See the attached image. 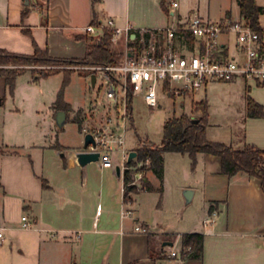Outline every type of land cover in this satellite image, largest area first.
I'll use <instances>...</instances> for the list:
<instances>
[{
  "label": "crops",
  "instance_id": "crops-1",
  "mask_svg": "<svg viewBox=\"0 0 264 264\" xmlns=\"http://www.w3.org/2000/svg\"><path fill=\"white\" fill-rule=\"evenodd\" d=\"M170 1L29 0L25 4V0H0V48L18 54L31 53L26 41L20 45L25 33L30 34V27L37 26L21 19L22 12L27 13L29 8L34 10L31 19L38 20L40 26L53 28L54 35L61 38V48L49 53L57 58L84 56L87 37L102 34L100 30L84 31V26L95 18H113L118 26H164L173 17L184 19L194 12L210 19L240 17L236 0L219 3L211 14V0H176L175 10L169 7ZM255 3L264 8V0ZM232 5L238 11L235 17L231 14ZM258 25L264 30V12L258 16ZM220 41L224 52L237 54L234 36L222 34ZM114 46L125 51L124 36L112 42ZM24 73L29 74L28 82L32 84L43 79L34 80L28 70ZM223 85L224 89L238 92L234 118L228 125L209 121L206 138L234 148L249 143L264 151V117L247 116L245 102L247 93L264 109V84L237 77ZM203 88L208 102L207 86ZM6 90L0 75V227H4L0 264H264V193L257 177L243 171L231 176L223 174L219 156L211 153H197L191 168L187 154L165 152L162 179L148 169L143 184L152 189H142L131 196L134 215L121 217L123 173L116 174L118 159L113 158L112 167H101L97 161L80 166L74 155L82 150L80 145H41L30 124H16L8 129ZM77 110H81L82 118L89 115L90 120H96L98 126L114 122L105 101L90 102L71 112ZM100 113L104 114L103 120ZM226 119L225 116L222 121ZM167 158L174 167L182 169L181 173L177 171L173 187L167 176ZM168 184L173 196H166ZM159 186L162 190L156 193L161 196L155 193ZM187 188L192 195L185 205L183 191ZM188 205L192 208L179 220L168 215L172 209L175 213L186 211ZM23 214H27L35 229L20 228ZM136 224L146 226L149 232H135ZM172 225L178 230H172ZM184 233L203 235L199 258L185 253L173 258L168 253L166 258L152 255L151 251L163 249L165 241L180 249Z\"/></svg>",
  "mask_w": 264,
  "mask_h": 264
},
{
  "label": "built area",
  "instance_id": "built-area-1",
  "mask_svg": "<svg viewBox=\"0 0 264 264\" xmlns=\"http://www.w3.org/2000/svg\"><path fill=\"white\" fill-rule=\"evenodd\" d=\"M169 7L175 10L178 2L171 0ZM103 29L111 30L112 42L124 36L126 49L114 65L91 66L96 78L100 76L105 86V102L112 111L114 122L110 126H83L85 134L90 133L93 138V143H88L85 150L98 152L97 162L101 167H112V155L118 154L120 172L126 169L124 175L129 176L122 186L120 215L132 217L131 196L135 190L143 189L150 161L149 158H133L131 164L127 163L129 151L124 146V132L131 118L128 96L140 94L145 105L153 108L157 106L158 90L169 96L193 94L209 82H227L237 77L264 84V30L253 29L242 17L225 15L221 19H210L198 12L184 19L173 17L164 26H118L113 18H95L93 23L84 26V31L89 33ZM187 34L194 38L192 46L185 37ZM222 34L234 36L237 54L224 52L225 47L220 41ZM87 117L90 116L83 117L84 120ZM126 186H132L133 190L124 196ZM20 228L35 229L27 214L21 216ZM3 231L4 227H0V238ZM134 231L148 233L149 229L136 224ZM189 249H171L168 257H177Z\"/></svg>",
  "mask_w": 264,
  "mask_h": 264
},
{
  "label": "rangeland",
  "instance_id": "rangeland-1",
  "mask_svg": "<svg viewBox=\"0 0 264 264\" xmlns=\"http://www.w3.org/2000/svg\"><path fill=\"white\" fill-rule=\"evenodd\" d=\"M225 1L226 0H211L209 4L210 14L218 8L219 3ZM33 11L32 8H29L25 16L21 14L23 16H21L22 20L27 19L29 23H34L37 26L30 27V34L25 33V39L20 45H23L25 41L27 42L31 51V53L28 54L34 52L32 51L34 50V44L48 54L56 48H61L62 40L57 35H54L53 28L40 26L38 25V20L35 21L31 19ZM231 14L233 17L238 15L235 5L231 7ZM73 41L75 44L80 43V41L77 40ZM112 48L120 56L124 54V51H121L119 47L114 46ZM68 67L84 71L92 70L90 65H72ZM29 77L28 73L17 76L12 92H10L7 87L4 109L7 113L6 126L8 129L16 124H30L37 132V143L41 145L60 148L62 146L72 147L77 144L82 147L85 132L83 129H79L78 123L74 121L77 112L72 113L71 111L76 108H84L88 106L90 102L94 103L97 101V103H101L105 101V86L102 84L100 76H97L94 87H91L89 76H83L77 70L70 72L68 81L64 85L62 91L63 102L70 106V110L66 113V123L61 130H58L55 126L54 114L56 111L53 109L52 104L56 99L58 91L61 89L64 74L62 72L55 73L33 84L28 82ZM222 82L223 81H213L206 85L208 97L207 125L209 121L228 125L231 123L230 120L234 118V110L237 108V102L239 100L238 92L234 89H224L225 86L223 83L226 81ZM203 90L204 88H200L193 94L186 93L173 96H169L164 94L161 90H158L157 106L153 108H149L145 105L141 97L142 95L136 94L132 96L130 98L131 118L126 124L124 132L125 149L128 151L137 150L140 147L141 141H143L144 144H160L162 140L163 122L170 116H180L186 113L192 115V117L198 118L201 112L192 110V103L202 99L206 100ZM1 115L0 113V117ZM105 115L107 116V114ZM103 116L104 114L102 115V113H100L99 117L101 120H103ZM225 116L227 119L222 121ZM81 125L82 127L85 125L89 127L98 126L96 120L92 121L88 117L82 121ZM5 135L8 136L10 134L8 133L7 135L6 133ZM13 136L12 134V137ZM112 156L118 159L117 153H114ZM166 164L170 187H173L172 184L174 180L177 179V171L181 173L182 169L174 167L172 160L168 158ZM135 191L139 192L138 190ZM156 192L160 193L158 188H156L155 193ZM155 193L152 192L151 195L156 196L157 193ZM134 194L135 193H133V195ZM141 195L143 196L144 193ZM157 196L161 195L157 194ZM166 196H173V190L171 188L169 190V184ZM171 200L172 199H170V202ZM190 208H192V206L188 205L186 211L182 212L178 210L177 213L172 209V211L170 210V212H168V215H172L173 220H179L180 216H185ZM171 229L175 231L178 230V228L173 225ZM172 237L174 238L175 236ZM175 247L176 244H174V246L166 245L163 249H156L151 251V253L153 256L166 258V254L169 250L176 249Z\"/></svg>",
  "mask_w": 264,
  "mask_h": 264
},
{
  "label": "trees",
  "instance_id": "trees-1",
  "mask_svg": "<svg viewBox=\"0 0 264 264\" xmlns=\"http://www.w3.org/2000/svg\"><path fill=\"white\" fill-rule=\"evenodd\" d=\"M99 1V0H93ZM264 12V8L256 5L255 0H239L240 17L246 19L250 26L255 30H260L258 25V16ZM26 10L22 12L24 15ZM94 19L92 20V23ZM189 45H193L194 38L185 35ZM98 42L95 37H87V46L85 54L82 58H57L50 56L46 51L41 50L34 44V52L32 54L12 53L4 48H0V75L4 77L5 83L10 92L14 88L15 78L30 71L33 79L45 78L49 75L62 72L64 74L61 89L58 91L52 107L55 111L64 110L66 113L70 110V106L63 102L62 91L64 85L68 81L71 71L77 70L81 75L88 76L94 70L74 69V65H114L123 55H119L112 48V32L109 29H103L99 36ZM129 101L131 100L130 95ZM246 115L249 117H264L263 107L257 103L247 93L245 94ZM207 109L208 103L202 99L192 103V110L200 111L201 115L196 121H193L192 115L186 113L180 116H170L163 122L162 140L160 144H144L140 143V147L136 151V160H144L149 158V170L157 176L159 180L163 177V154L165 152H178L187 154L190 158V166L194 168L196 163V155L199 152L211 153L219 156L221 163V172L228 176L234 175L239 171L257 177L260 182L261 190L264 193V151L257 146L249 143L243 144L240 148H234L232 145L211 141L206 138L207 127ZM81 110H77L74 117L82 129ZM133 159L128 164H131ZM129 179L128 174L123 176V184ZM145 190H151L148 184L143 186ZM132 186H126L124 196L132 191ZM162 187H158L161 192ZM203 235L200 233H184L181 235V247L190 249L182 251L189 255L190 258H199L202 254Z\"/></svg>",
  "mask_w": 264,
  "mask_h": 264
},
{
  "label": "water",
  "instance_id": "water-1",
  "mask_svg": "<svg viewBox=\"0 0 264 264\" xmlns=\"http://www.w3.org/2000/svg\"><path fill=\"white\" fill-rule=\"evenodd\" d=\"M28 2H29V0H25V4H28ZM236 3L239 4V0H236ZM95 38L97 39L98 42L100 41L99 36H96ZM88 76H89L91 87H94L95 81H96V73L92 71L88 74ZM196 120L197 119L193 118V121H196ZM54 122H55V126L57 127V129L60 130L64 126V124L66 123V112L64 110H57L55 113V116H54ZM88 143H93V138H92V135L90 133H86L84 135L83 144L81 147L82 150H79V151L75 152V154H74L76 161L80 166H84L88 162L98 160V152H90V151L85 150ZM135 157H136V151L135 150L129 151L127 162H130L131 159H133ZM115 170H116V174L119 175L120 174V167L116 166ZM125 172H126V169H123V171H122L123 175ZM191 195H192L191 189L187 188L183 191V197H184L185 205H187L190 202ZM172 244L173 243L171 241H165V242H163L162 245L163 246H165V245L172 246Z\"/></svg>",
  "mask_w": 264,
  "mask_h": 264
}]
</instances>
